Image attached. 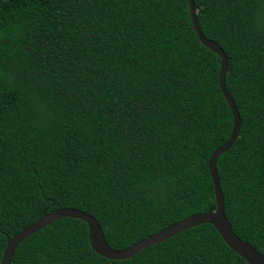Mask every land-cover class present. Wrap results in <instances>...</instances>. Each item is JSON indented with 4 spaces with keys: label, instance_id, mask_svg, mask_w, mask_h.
<instances>
[{
    "label": "trees",
    "instance_id": "trees-1",
    "mask_svg": "<svg viewBox=\"0 0 264 264\" xmlns=\"http://www.w3.org/2000/svg\"><path fill=\"white\" fill-rule=\"evenodd\" d=\"M192 3L240 119L215 161L224 217L264 259V0ZM218 68L186 0H0V256L54 209L87 213L116 250L213 210L207 161L232 125ZM9 264L246 263L206 224L108 261L62 218Z\"/></svg>",
    "mask_w": 264,
    "mask_h": 264
},
{
    "label": "water",
    "instance_id": "water-1",
    "mask_svg": "<svg viewBox=\"0 0 264 264\" xmlns=\"http://www.w3.org/2000/svg\"><path fill=\"white\" fill-rule=\"evenodd\" d=\"M187 11L189 15L191 30L195 34L199 44L208 50L210 53L219 58V68L217 72V86L218 90L226 103L232 119L230 133L224 143L217 147L209 156L207 161V171L212 186V193L214 199V209L204 213H194L188 217L167 226L161 231L145 237L144 239L126 247L124 249H112L106 243L98 223L87 213L70 208L54 209L37 220L30 223L12 237L5 241V246L0 256V264H9L12 254L16 246L28 236L34 234L41 228L50 223L62 219H76L85 224L87 229V243L90 250L97 256L108 261H121L130 258L137 252L148 248L152 245L158 244L182 231L199 226L209 225L217 233L223 244L235 255L241 258L246 264H264L262 256L249 244L237 238L232 232L229 223L224 217L222 196L218 185L217 175L215 171L216 158L226 152L235 142L238 136L240 127V119L234 103L224 87V76L227 69V58L220 47L213 41L207 40L203 37L197 26L195 18V9L192 0H186Z\"/></svg>",
    "mask_w": 264,
    "mask_h": 264
}]
</instances>
